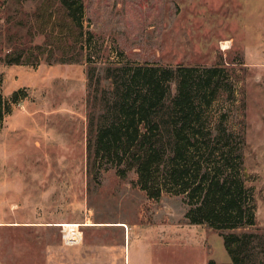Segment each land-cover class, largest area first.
Returning a JSON list of instances; mask_svg holds the SVG:
<instances>
[{"label": "rangeland", "instance_id": "rangeland-1", "mask_svg": "<svg viewBox=\"0 0 264 264\" xmlns=\"http://www.w3.org/2000/svg\"><path fill=\"white\" fill-rule=\"evenodd\" d=\"M5 1L0 0V93L9 99L25 89L27 96L22 92L0 122V264L51 263L48 253L63 243L61 226L67 223L81 225L80 244L94 248L95 264L104 262L102 249L115 247L108 243L123 237L169 240L171 247L159 251V258L172 264H233L222 235L244 231L253 236L240 250L243 263L264 264V0H84L86 19L104 43L93 48L99 61L226 68L234 95L222 93L210 112L224 114L236 140L243 137L258 224L223 231L190 224L182 195L150 198L135 170L121 177L116 167L92 166L90 66L84 59L10 63L15 57L8 55L11 42L2 32ZM33 6L27 0L24 9ZM36 38L42 43L44 36ZM91 67L101 75L104 64ZM170 86L174 96L177 81ZM111 259L123 264L122 255Z\"/></svg>", "mask_w": 264, "mask_h": 264}, {"label": "trees", "instance_id": "trees-1", "mask_svg": "<svg viewBox=\"0 0 264 264\" xmlns=\"http://www.w3.org/2000/svg\"><path fill=\"white\" fill-rule=\"evenodd\" d=\"M10 1L4 2L2 27L11 42L8 55L15 57L10 63L84 59L90 66L92 166L116 167L121 177L135 170L141 189L153 199L164 193L182 195L190 224H206L219 231L258 224L254 189L244 167L243 137L238 135L236 140V134L225 125L224 114L210 112L222 93L234 95L225 67L174 69L120 58L99 61L93 48L104 43L86 19L84 0H31L30 11L24 9L27 0ZM13 26L26 32L12 30ZM39 35L44 36L42 43L36 42ZM97 63L104 64L101 75L91 67ZM173 80L177 81L174 96ZM22 92L25 89L15 90L9 99L0 93V122L23 98ZM222 236L232 263L244 264L239 253L253 234L244 231ZM208 264L218 263L211 260Z\"/></svg>", "mask_w": 264, "mask_h": 264}, {"label": "crops", "instance_id": "crops-1", "mask_svg": "<svg viewBox=\"0 0 264 264\" xmlns=\"http://www.w3.org/2000/svg\"><path fill=\"white\" fill-rule=\"evenodd\" d=\"M168 241L167 239L165 242V240H136L123 237L117 242L108 243L115 247L101 250V254L104 255L102 261H104L103 264H111V255L113 254L122 255L123 264H172L159 258V251L169 250L171 247ZM55 252L54 255L48 253L47 260L51 262L48 264H63L66 259L71 260L72 264H79V261L81 264H95L96 262L94 248L89 247L87 242L77 246H66L61 243L57 245Z\"/></svg>", "mask_w": 264, "mask_h": 264}, {"label": "built area", "instance_id": "built-area-1", "mask_svg": "<svg viewBox=\"0 0 264 264\" xmlns=\"http://www.w3.org/2000/svg\"><path fill=\"white\" fill-rule=\"evenodd\" d=\"M62 241L66 246H77L83 241V230L77 223H67L61 226Z\"/></svg>", "mask_w": 264, "mask_h": 264}, {"label": "bare ground", "instance_id": "bare-ground-1", "mask_svg": "<svg viewBox=\"0 0 264 264\" xmlns=\"http://www.w3.org/2000/svg\"><path fill=\"white\" fill-rule=\"evenodd\" d=\"M62 225H64V224H62ZM66 225V224H65Z\"/></svg>", "mask_w": 264, "mask_h": 264}]
</instances>
